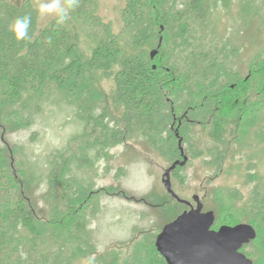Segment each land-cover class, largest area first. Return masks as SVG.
<instances>
[{
    "label": "trees",
    "instance_id": "trees-1",
    "mask_svg": "<svg viewBox=\"0 0 264 264\" xmlns=\"http://www.w3.org/2000/svg\"><path fill=\"white\" fill-rule=\"evenodd\" d=\"M234 1L126 0L121 11L122 31L114 33L97 15L94 0H77L71 17L87 27L91 53L86 59L67 22L57 25L52 20L39 28L32 4L0 0V105L16 114L20 108L15 107L24 109L28 103L38 112L42 101L57 91L63 97L59 100L74 106L77 121L88 132L79 136L85 135L83 146L71 155L61 151L50 163L45 176V200L50 209L44 233L31 199L11 190L12 180L0 159V203H4L0 207V264H72L71 248L79 250L88 236L77 206L89 202L92 187L77 178L75 170L92 169L99 154L126 140V133L139 134L151 147L162 149L170 165L182 161L179 139L191 159L199 157L191 144V119L197 111L212 104L219 114L210 121L214 147L208 151H214L217 143H224L230 118L244 113L243 102L254 93L256 104L263 108L257 137L260 134L264 141V59L251 63L242 76L232 65L236 57L233 41L219 32L214 17L219 8L228 11ZM239 1L244 26L251 11L259 18L264 14V0ZM27 14L32 16L31 38L16 41L10 24ZM96 72L114 83L112 101L121 107L124 131L109 126L107 104L88 78ZM257 137L256 141L261 140ZM217 155L223 156L221 152L212 154ZM184 166L172 172L181 182L179 172ZM42 175L26 165L25 184L40 181ZM231 206L222 209V203L217 204L213 230L237 225ZM244 208L250 221L246 224L254 228L256 237L241 252L253 264H264V177H258ZM145 253L146 261L166 264L155 242Z\"/></svg>",
    "mask_w": 264,
    "mask_h": 264
},
{
    "label": "rangeland",
    "instance_id": "rangeland-1",
    "mask_svg": "<svg viewBox=\"0 0 264 264\" xmlns=\"http://www.w3.org/2000/svg\"><path fill=\"white\" fill-rule=\"evenodd\" d=\"M13 1L18 5L29 2L35 9L38 3V0ZM125 3L126 0H94L97 15L110 25L114 33L122 31L121 11ZM256 4L259 8V3ZM214 17L219 32L232 39L236 48L233 68L246 76L251 63L264 59V14L259 18L251 11V17H246L249 22L244 26L241 2L235 0L228 11L219 8ZM50 21L38 17L39 28ZM67 23L73 31L79 53L83 58H89L91 40L87 36V27L73 19L71 14ZM88 78L101 93L103 103L107 104L111 117H108L109 126L124 131L121 107L112 101L115 88L111 78L99 72L90 73ZM256 96L252 93L243 102V114L230 118L223 135L224 143H217L214 151H208L214 147L210 121L219 114L212 104L201 112L197 111L191 119V144L200 156L191 159L181 145L187 157L186 165L179 172L183 182L174 178L173 171L170 177L173 192L194 207L192 198L198 196L203 212L215 211L220 203L222 209L232 205L229 210L235 216L236 224L250 222L244 201L258 177H264V141L256 132L263 108L256 104ZM61 97L59 92H52L48 100L42 101L38 112H34L28 103L24 109L21 105L15 107L20 108L16 114L0 105V159H3L12 180L11 190L18 195L24 193L31 199L36 222L43 233L49 219L45 176L50 163L61 151L71 155L78 146H83L88 134L77 121L74 106L66 100H59ZM84 132V138H79ZM129 134L126 133V140L120 144L106 149V154L100 153L92 169L75 170L76 177L90 182L92 187L88 192L89 202L77 206L86 223L88 236L87 243L80 245L79 250L71 248L70 251H74L72 264H152L146 261V249L154 244L166 224L189 210L164 188L163 175L171 165L162 149L151 147L139 134ZM256 137L261 140L256 141ZM89 150V155L93 156L94 151ZM214 152H221L223 156H212ZM29 164L36 175H43L40 181L26 185L24 173ZM75 186L79 189L78 185ZM236 195L239 200L235 199ZM3 204L0 203V207Z\"/></svg>",
    "mask_w": 264,
    "mask_h": 264
},
{
    "label": "water",
    "instance_id": "water-1",
    "mask_svg": "<svg viewBox=\"0 0 264 264\" xmlns=\"http://www.w3.org/2000/svg\"><path fill=\"white\" fill-rule=\"evenodd\" d=\"M154 54L155 51L151 57ZM178 146L182 161L174 162L165 170L162 182L166 192L177 202L187 205L189 210L183 211L162 228L155 239L157 252L166 264H253L241 252L242 247L256 237L251 225L221 226L213 230L214 214L212 211H202L203 204L198 196L192 198L194 207L173 192L171 172L187 162L180 139Z\"/></svg>",
    "mask_w": 264,
    "mask_h": 264
},
{
    "label": "clouds",
    "instance_id": "clouds-1",
    "mask_svg": "<svg viewBox=\"0 0 264 264\" xmlns=\"http://www.w3.org/2000/svg\"><path fill=\"white\" fill-rule=\"evenodd\" d=\"M77 0H38L36 13L40 19L54 20L62 25L70 19V14L76 6ZM32 16L30 14L17 17L10 24V33L14 40L30 39Z\"/></svg>",
    "mask_w": 264,
    "mask_h": 264
}]
</instances>
